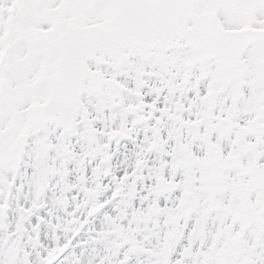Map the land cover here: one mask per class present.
<instances>
[{"label": "snow or ice", "instance_id": "6c2138e0", "mask_svg": "<svg viewBox=\"0 0 264 264\" xmlns=\"http://www.w3.org/2000/svg\"><path fill=\"white\" fill-rule=\"evenodd\" d=\"M0 264H264V0H0Z\"/></svg>", "mask_w": 264, "mask_h": 264}]
</instances>
